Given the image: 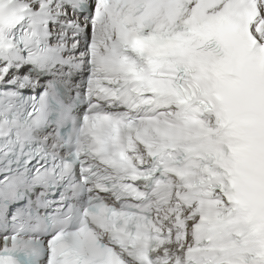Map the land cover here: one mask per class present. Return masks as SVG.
I'll return each instance as SVG.
<instances>
[{
    "label": "snow or ice",
    "instance_id": "snow-or-ice-1",
    "mask_svg": "<svg viewBox=\"0 0 264 264\" xmlns=\"http://www.w3.org/2000/svg\"><path fill=\"white\" fill-rule=\"evenodd\" d=\"M0 264H264V0H0Z\"/></svg>",
    "mask_w": 264,
    "mask_h": 264
}]
</instances>
